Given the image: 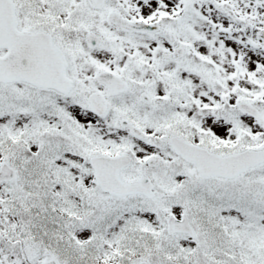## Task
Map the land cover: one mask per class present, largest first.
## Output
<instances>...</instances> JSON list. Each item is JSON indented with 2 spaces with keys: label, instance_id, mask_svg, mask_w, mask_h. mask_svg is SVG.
I'll list each match as a JSON object with an SVG mask.
<instances>
[{
  "label": "snow or ice",
  "instance_id": "snow-or-ice-1",
  "mask_svg": "<svg viewBox=\"0 0 264 264\" xmlns=\"http://www.w3.org/2000/svg\"><path fill=\"white\" fill-rule=\"evenodd\" d=\"M0 264H264V0H0Z\"/></svg>",
  "mask_w": 264,
  "mask_h": 264
}]
</instances>
